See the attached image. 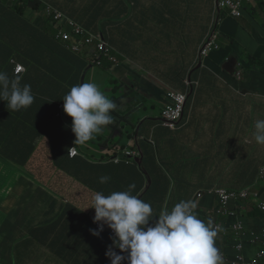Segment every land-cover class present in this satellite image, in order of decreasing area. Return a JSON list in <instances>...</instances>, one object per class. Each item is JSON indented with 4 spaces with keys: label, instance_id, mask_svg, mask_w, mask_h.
I'll use <instances>...</instances> for the list:
<instances>
[{
    "label": "crops",
    "instance_id": "obj_1",
    "mask_svg": "<svg viewBox=\"0 0 264 264\" xmlns=\"http://www.w3.org/2000/svg\"><path fill=\"white\" fill-rule=\"evenodd\" d=\"M215 1L203 2L200 17L203 25L189 34L177 26V31L183 33L174 40L164 37V23L171 22L172 15L155 0H147L146 4L144 0H132V11L125 8L119 11L117 27L111 23V17L123 5L119 0H58L60 7L76 22L103 29L107 41L117 49L116 59L121 64L101 68L99 76L94 77L100 89L117 104L111 113L115 121L103 131L105 140L94 151L96 154L83 156L87 161L78 181L64 174L58 168L59 155L54 152L51 155L50 147L47 151L44 147V139L52 132L63 135L65 147H78L83 152L81 145L74 144L76 137L71 126L60 118L61 112L58 118L45 124L49 129L47 134L23 132L37 139L29 143L30 152L28 147L17 149L14 139L6 140L8 145L1 149L2 156L10 160L13 150L21 159L30 157L32 173L37 171L40 175L37 181L41 189L26 180L16 188L13 198L16 202L8 204L11 199L1 200L2 209L10 207L11 219L0 232L8 237L5 243H0V264H110L105 253L114 234L105 226L99 237L92 235L90 230L97 229L98 225L94 223L91 195L94 191L105 195L123 191L132 183L136 185L132 194L152 205L154 220L181 200H191L195 204L193 211L205 222L221 221L228 227L248 229L264 227V212L259 211L254 186L251 195L236 194L241 186L249 187L255 182L258 168L264 163V146L247 144L255 119L264 118V46L260 43V38H264V2L261 4L264 0L245 7L239 28L225 14L219 45L225 47L221 58L227 60L211 64L217 70L202 68L193 73L200 45L209 32ZM183 41L185 45L181 46ZM130 45L136 55L129 49ZM45 47L57 55L61 65L50 94L63 104L70 89L81 84L84 71L94 66L88 62L89 58H81L76 61L80 70L74 74L72 69L73 75L67 76L63 71L70 62L69 54L47 41ZM165 48L173 52L172 66L160 62ZM151 52H159V56ZM247 53L255 56L257 75L252 83L250 78L254 72L249 75L241 66ZM230 59L241 63L236 75L232 74L233 67L223 68ZM237 73L242 74V80L236 77ZM141 77L146 79L144 85L134 88L132 83ZM190 77L200 81V87L189 98L182 120L175 128L168 127L161 121L162 113L156 115L154 108L161 104L165 108L172 103L168 91H187L185 81ZM50 79L49 76L48 82ZM245 90L251 92L246 96ZM239 93L246 97L242 100L245 106L237 112ZM256 93L260 94L259 107L250 116ZM140 105L143 107L139 108ZM145 107L150 110L145 111ZM55 111L56 106H49L40 115L47 119ZM116 130L126 133L120 134L117 143L113 139ZM123 150L134 153V157L114 159ZM102 176L110 179L102 184ZM227 232L228 240L221 241L226 245L223 250L219 249L223 260L238 255L230 248L232 239L229 231L224 230L225 235ZM253 256L255 253L250 252L246 259Z\"/></svg>",
    "mask_w": 264,
    "mask_h": 264
},
{
    "label": "clouds",
    "instance_id": "obj_2",
    "mask_svg": "<svg viewBox=\"0 0 264 264\" xmlns=\"http://www.w3.org/2000/svg\"><path fill=\"white\" fill-rule=\"evenodd\" d=\"M252 5H256V0ZM238 73L236 77L242 80V74ZM185 83L188 90L183 93L187 94L188 102L190 90H194V95L195 87L190 79ZM34 100L31 85L21 86L20 77L10 79L6 72L0 71V101L7 102V108L12 111L27 109ZM170 104L162 111V123H165L163 113ZM116 108L117 104L97 83L86 82L73 86L63 98V110L72 120L71 131L76 137L74 144L85 145L105 131L106 126L115 121L111 113ZM254 143L264 146L263 117L256 118L251 127V138L247 144ZM72 151L75 152V147ZM126 152L123 150L116 154L114 159L134 157L127 156ZM109 179L108 176H102L100 183H106ZM252 185L258 193L259 211L264 212V163L259 166ZM135 188V183H132L123 191H113L108 195L94 191L91 195V209L95 211L94 223L98 225L97 229L90 230L92 235L99 237L105 226L114 233L112 243L105 253L110 264H232L238 260L237 246L241 243L246 245V253L254 252L262 264L264 255L258 247H252L250 241L256 237L264 240V227L248 229L228 227L221 221L205 222L193 211L195 204L191 200H181L170 211L164 210L154 220L152 205L133 195ZM224 230L229 231L232 239L230 248L236 251L237 256L223 260L219 249L223 250L226 245L221 243L222 238L228 237V232L225 235Z\"/></svg>",
    "mask_w": 264,
    "mask_h": 264
},
{
    "label": "trees",
    "instance_id": "obj_3",
    "mask_svg": "<svg viewBox=\"0 0 264 264\" xmlns=\"http://www.w3.org/2000/svg\"><path fill=\"white\" fill-rule=\"evenodd\" d=\"M0 2H3L0 3V71L6 72L10 79L17 76L20 77L21 86L24 84L31 85L32 93L35 97L34 103L30 107L27 109H21L20 111H12L7 108V102L0 101V116L7 114L17 120L13 124L22 127L16 128L12 131V133L16 134H20L25 131L37 136L47 134L49 129L45 126V124L49 120L54 121V118H58L57 114L59 112H61L60 118L64 119L65 122L71 126V118L68 117L64 110L60 108V106L63 105L60 104L61 101H55L51 98L50 93L55 80L58 75H60L61 65L58 62L57 55L45 47V41L53 45H58L59 51L69 54L70 62H67V68L63 71L67 76H72L73 71L74 74L77 73L80 70V65L76 61L81 60V58L83 60L87 59V57L76 55L71 50H68L64 44L57 41L55 39L57 31L53 17L51 19H46L42 13L45 11L47 4H50L55 9L61 11L68 18L71 17V14L65 13V9L60 7L58 0H0ZM215 7L210 20L211 24L209 32L215 18ZM223 11H225V14H228L226 10H222L221 14ZM222 21L223 19H221L220 16V24L218 26L219 29ZM62 27L69 31L66 24H63ZM84 27L88 32L95 35L102 34L105 38L103 29ZM207 35L203 39L201 45L204 43ZM260 43L264 46V38H260ZM220 49L221 47L217 50H213L210 52L209 56H211L214 51H219ZM112 53L113 57L117 58V52L115 49ZM206 58H204V60ZM254 59L255 56H251L250 53H247L245 55V59L241 62L242 64L239 62L247 73L256 72ZM224 60L227 59L217 58L212 61V64L216 65L218 61L223 62ZM88 62L95 65L90 58ZM195 62L196 64L192 69H194L199 63V54ZM56 64H58L59 69H56ZM112 64L113 62L107 58L103 60V68L110 67ZM19 66L23 67L24 71L18 73L17 70ZM87 67L88 66H86L85 69ZM202 68L207 71L217 70L214 68L206 69L204 67V62ZM202 68L200 70H202ZM198 71H196V73ZM49 76L52 79L48 82ZM47 82L48 89L44 93L47 87ZM193 84L195 90L200 87V81H193ZM49 106H56V111L50 118H42L40 113L43 109ZM62 136L63 135L56 136L52 132L48 135L47 138L51 155L53 152L58 154V159L61 160L58 164V168L64 174L66 173L67 176L78 181L86 165V157H83L85 154L81 152L78 147H76L79 151V155L75 158H70L69 150L71 147H65ZM61 137L62 140L60 142L59 140ZM8 138H11L10 134L2 136L0 138V145ZM29 158L30 157H28V159Z\"/></svg>",
    "mask_w": 264,
    "mask_h": 264
},
{
    "label": "rangeland",
    "instance_id": "obj_4",
    "mask_svg": "<svg viewBox=\"0 0 264 264\" xmlns=\"http://www.w3.org/2000/svg\"><path fill=\"white\" fill-rule=\"evenodd\" d=\"M3 1V0H2ZM122 2V6L118 7L115 11L113 16L111 17V23L114 24L116 27L118 25V22L120 20V17L118 15L119 11L123 8L132 11L133 10V2L132 0H119ZM145 4L147 0H144ZM157 3L161 6L169 10L170 14L172 15V21L171 22H166L164 23L166 33L164 35L165 38L167 39H178L177 37L180 36L183 32H178L176 27L179 26L183 30L185 28L186 33L189 34L195 29H197L199 26L203 25V21L201 22L200 17H201V11H202V6L203 2L205 0H155ZM3 3V2H0ZM5 4V3H4ZM187 9V10H186ZM166 16V14L164 15ZM221 19H225V11L222 12L220 15ZM231 21L235 23V26L237 28L240 27L243 19H233L229 18ZM155 25V23H153ZM117 30V28H116ZM218 34L220 35L221 31L218 27L217 29ZM180 41V40H178ZM109 43V42H108ZM110 44V43H109ZM185 45V42L183 41L181 46ZM110 46L115 49L111 44ZM129 49L131 52L136 55L135 48L133 45L129 46ZM143 49V48H142ZM225 47L222 46L219 51H214L211 56L206 58L204 60V67L206 69H210L212 61L217 58H221L223 55ZM112 50V52H113ZM146 53L147 49L145 48ZM117 52V49H115ZM153 56H159V52H151ZM113 55V53H112ZM117 56V54H116ZM116 58V57H115ZM118 59V58H117ZM167 60V63H166ZM160 62H163L167 64L168 66H172L174 63V58H173V52L172 50H169L168 48H165L162 52V56L160 58ZM101 72V68L98 66H94L92 69H90L86 82H95L94 77H98L99 73ZM252 72L248 73L249 75ZM256 73L252 74V77L250 78V82L252 83L253 79L256 77ZM52 79V78H51ZM85 82V83H86ZM97 83V82H95ZM242 87V84L240 85ZM248 91L246 93L249 94L251 92L250 90H245ZM240 95L237 97V112L240 111L241 107H244L245 105L242 103V100L244 97V93H239ZM244 95V96H243ZM260 98V94L256 93L254 96V100L252 102V110L250 116H253L259 107L258 105V100ZM163 104L156 106L154 108V113L156 115H159L163 111ZM17 121L15 118L11 117L10 115H2L0 116V138L4 135L10 134L11 139H14V144L15 147L19 150H21L24 147H28L29 143H35L37 139L33 137L32 135L29 134V136H26L25 133H12V131L16 128L22 127L18 125H14L13 123ZM52 121V120H51ZM32 124V123H31ZM120 134H123L125 136V131L121 133L120 130L114 131L113 134V139L114 142L117 143L118 139L120 137ZM106 136V133L104 134H99L96 136V138L90 142H88L85 145H81L82 151L85 153H94V151H98L100 144L105 140L104 137ZM126 143V141L124 142ZM7 141L3 142L0 145V205H1V200L7 201L8 199H11L8 204L16 202L13 198L15 197L16 193V188H19L22 183L26 180L32 181L34 185L38 188L41 189L39 182L37 181L40 178V175L37 174L36 172L33 174L32 170H34L33 164L30 161V158L28 159L27 157H23L22 159L20 156L14 152L13 150L10 152V160L5 159L2 154H1V149H6L7 148ZM44 147L47 150H49V144H48V138L44 139ZM31 147H28L29 152L31 151ZM23 151V150H22ZM25 153V151H23ZM36 152V151H35ZM27 154V153H26ZM43 158H41L42 160ZM8 164V165H6ZM50 165V163H47ZM138 164V161H137ZM6 165V166H5ZM244 184V183H243ZM44 190L46 188L44 187ZM248 192L249 195L253 194V186L252 184L249 187L246 186H241L240 188L237 189L236 194L239 196H242L244 193ZM6 204V203H3ZM3 206V205H2ZM2 206H0V232L1 228L6 225L7 222L10 221L11 219V212H10V207L5 206L2 209ZM5 234H0V243H5L8 239ZM10 243V242H9ZM51 257L56 258L57 254H50Z\"/></svg>",
    "mask_w": 264,
    "mask_h": 264
},
{
    "label": "built area",
    "instance_id": "obj_5",
    "mask_svg": "<svg viewBox=\"0 0 264 264\" xmlns=\"http://www.w3.org/2000/svg\"><path fill=\"white\" fill-rule=\"evenodd\" d=\"M254 2L255 0H216L215 18L210 32L200 47L199 62L209 56L210 52L220 48L218 43L220 35L218 34L217 29L220 24L221 11L226 10L229 17L239 19L242 17L245 7L252 5ZM42 14L46 19H51L53 17L57 31L55 39L64 44L68 50H71L73 53L81 57L84 56L90 58L91 61L95 63L94 66H98L100 68L104 67L103 60L105 58L113 62L114 66L119 65L118 60L112 55L113 48L102 34L95 35L88 32L83 25L66 17L61 11L55 9L50 4H47L46 9ZM63 24L67 25L69 31L62 27ZM21 71H24V68L19 66L17 72L19 73ZM187 84L191 85L189 82ZM168 96L172 100V103L167 106L163 113L164 124L168 127L175 128L183 117L185 104L187 102V94L183 92L170 91ZM60 108L63 109V105H61ZM72 148L69 150V155L70 158H75L79 155V151L75 147V152H73ZM126 155L134 156L135 154L132 152H126ZM119 159V157H116L117 161ZM262 236L264 238V232L262 233ZM250 243L252 247H258L260 252L264 255L263 239L256 237L255 239H252ZM237 251L238 260L233 261L232 264H260V259L256 255L250 260L246 259L247 253L246 245L244 243L237 246Z\"/></svg>",
    "mask_w": 264,
    "mask_h": 264
},
{
    "label": "water",
    "instance_id": "obj_6",
    "mask_svg": "<svg viewBox=\"0 0 264 264\" xmlns=\"http://www.w3.org/2000/svg\"><path fill=\"white\" fill-rule=\"evenodd\" d=\"M202 65H203V62H202V60H200L199 64L197 65V67L195 68V70L193 71V73L196 72V71H198V70H200L202 68ZM238 65H239L238 59H232V60L230 59V60H228V61H226L224 63L223 68L224 69L226 68L228 70V69H231L233 67V69H235V70L233 71L232 74H235L236 75V71L238 69ZM89 70H90V68H88V69H86L84 71V73H83V75L81 77V83H85V81H86L85 79L87 77V74H88ZM145 80L146 79L144 77L136 78V80L132 84H133L134 88H141L144 85V81ZM190 81H191V77H190ZM193 91H194L193 89L190 90V93H189V96L188 97H191L193 95ZM141 107H143V105H140L139 108H141ZM144 110L145 111H149L150 109L147 108V107H145ZM136 136L139 137V131H137Z\"/></svg>",
    "mask_w": 264,
    "mask_h": 264
}]
</instances>
